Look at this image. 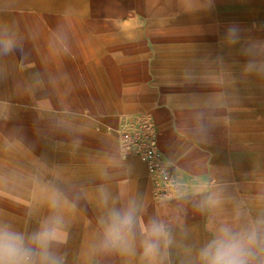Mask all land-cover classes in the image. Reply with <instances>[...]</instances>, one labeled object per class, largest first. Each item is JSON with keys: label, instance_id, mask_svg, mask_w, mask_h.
Here are the masks:
<instances>
[{"label": "crops", "instance_id": "0c3cea01", "mask_svg": "<svg viewBox=\"0 0 264 264\" xmlns=\"http://www.w3.org/2000/svg\"><path fill=\"white\" fill-rule=\"evenodd\" d=\"M14 7L68 24L11 26ZM5 30L21 47L0 54V224L31 234L55 193L63 264H198L212 225L264 216V71L246 53L259 45L264 64V0H0ZM142 114L177 195L156 196L148 164L123 149L122 122ZM129 200L134 252L101 249V217ZM153 218L171 239L155 260L142 246Z\"/></svg>", "mask_w": 264, "mask_h": 264}, {"label": "clouds", "instance_id": "9594fccd", "mask_svg": "<svg viewBox=\"0 0 264 264\" xmlns=\"http://www.w3.org/2000/svg\"><path fill=\"white\" fill-rule=\"evenodd\" d=\"M240 31L238 26L231 25L225 30L226 38L236 44L240 40ZM20 47L14 33L0 31V54L6 55ZM258 47L250 44L246 49L252 57L247 69L252 72L264 71V64L255 59ZM102 202L107 207V197ZM60 205L61 198L54 193L48 201L53 214L28 235L0 224V264H63V257L54 250V245L61 243L64 228L63 217L57 213ZM139 211L135 200H129L123 208H108L106 216L99 221L103 230L99 247L121 254L133 253L131 237L139 225ZM142 231L143 255L155 260L161 253V246L166 247L171 242L169 231L155 218L150 219ZM210 231L212 238L199 249L198 264H264V216L244 222L242 214L237 212L231 223L221 221L212 225Z\"/></svg>", "mask_w": 264, "mask_h": 264}, {"label": "built area", "instance_id": "2783aa9c", "mask_svg": "<svg viewBox=\"0 0 264 264\" xmlns=\"http://www.w3.org/2000/svg\"><path fill=\"white\" fill-rule=\"evenodd\" d=\"M158 128L150 115L142 114L124 120L119 128L123 149L148 164L156 181V196L179 194L176 175L158 148Z\"/></svg>", "mask_w": 264, "mask_h": 264}, {"label": "rangeland", "instance_id": "374dc122", "mask_svg": "<svg viewBox=\"0 0 264 264\" xmlns=\"http://www.w3.org/2000/svg\"><path fill=\"white\" fill-rule=\"evenodd\" d=\"M35 10L36 9L33 7L12 8L11 16H10L11 26H62L61 24L64 25L68 24L66 15H58V16L46 15V14L40 15L36 13ZM71 17L73 19L75 18L74 16ZM77 21L78 20L74 19V22L77 23ZM1 149H2V143L0 142V150ZM13 211L17 213V209L16 210L12 209V213Z\"/></svg>", "mask_w": 264, "mask_h": 264}]
</instances>
